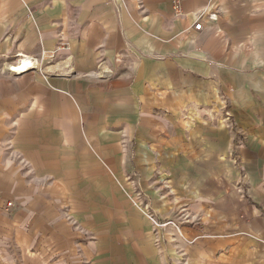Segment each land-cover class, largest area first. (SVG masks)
Masks as SVG:
<instances>
[{"label": "crops", "instance_id": "obj_1", "mask_svg": "<svg viewBox=\"0 0 264 264\" xmlns=\"http://www.w3.org/2000/svg\"><path fill=\"white\" fill-rule=\"evenodd\" d=\"M181 11L0 0V64L30 65L0 67V264H264V0ZM60 34L67 48L32 69ZM223 100L235 127L207 121ZM133 144L150 206L179 226L166 245L113 181Z\"/></svg>", "mask_w": 264, "mask_h": 264}, {"label": "rangeland", "instance_id": "obj_2", "mask_svg": "<svg viewBox=\"0 0 264 264\" xmlns=\"http://www.w3.org/2000/svg\"><path fill=\"white\" fill-rule=\"evenodd\" d=\"M21 58V56H17L14 57L12 59L9 60V62L3 67V65L0 64V67H3V75H5L6 72H22V71H11V70H7L8 66H15L18 64L19 59ZM38 64L34 65V67L32 69H35L38 72H42L45 69V64L43 63L41 65V67L37 66ZM36 66V67H35ZM30 69V68H28ZM26 69V70H28ZM46 70V69H45ZM221 111H217L218 113H216L218 115V117L216 118L214 115L210 114V113H206V117H207V121H210L212 123H215L216 121L222 123L224 126H228V127H235V120H234V116L233 113L230 111L229 109V104L228 101L223 100L222 102V106H221ZM201 114H197L196 118H201L200 117ZM204 115V114H203ZM204 115V116H205ZM180 117L183 120H195L193 117H190L188 115L185 114H180ZM204 118V117H203ZM206 119V118H205ZM238 132L236 136L241 137L240 134V130L236 129ZM239 139V138H236ZM235 148V147H233ZM235 151H232V156L235 158L234 155ZM134 153H135V144L133 145H129L127 146V173L125 174L124 178H113L114 183L116 184V187L118 186V189H120L121 193L124 194L126 200H127V211H131L134 210V212H138L139 214H141L142 216H144L149 223L151 224V228L150 230L153 231L152 233H154L155 236L158 237V239H153L154 243H158V241L160 240V244L163 242L164 245H166V243L172 242L171 238H169L168 240V227L169 226H173V224L169 223V220H173L175 221L176 218L175 217H161L158 213H156V210H154L150 204V196L148 193H146L144 187L142 186V178L140 176V172H138V169L136 170V165H135V161H134ZM236 165H238L239 169H240V173L243 176V171H244V167L242 164H240L239 162H236ZM169 174L166 176V174H163V176L161 177L160 175H158L157 177H155V179H157V182H154L155 184L160 185V187L162 186V188H166L167 190H169L168 185H169V180H168ZM147 181L151 184V182L154 181V178H147ZM153 183V184H154ZM236 189L237 191L240 193V195H246V186H245V178H242L239 180V182H237L236 184ZM152 212L154 214V217L158 220L159 225H155V223L153 221H151L148 218V213ZM185 212V211H184ZM185 220H190L192 219V223L197 222L198 220V216H196L195 218L193 217V215H184ZM188 217V218H187ZM187 218V219H186ZM168 224L162 225L161 223L167 222ZM160 229L159 233L158 230ZM175 230V228H174ZM79 231L82 232L83 234H86V232L81 229L79 227ZM177 232V230H175V233ZM170 237V235H169ZM160 244L158 246H160Z\"/></svg>", "mask_w": 264, "mask_h": 264}, {"label": "built area", "instance_id": "obj_3", "mask_svg": "<svg viewBox=\"0 0 264 264\" xmlns=\"http://www.w3.org/2000/svg\"><path fill=\"white\" fill-rule=\"evenodd\" d=\"M171 3H172V11L174 14L176 15H179L182 13L181 11V0H171ZM193 27L195 29H201L202 27V23L201 21H195L194 24H193ZM68 46V42L65 40V38L60 34L59 36V42L56 46V48L50 52H48V54H45V52L42 53L41 57H40V60L38 61V59H34L36 61V64H38L37 66L38 67H41L42 63H43V58H44V55L45 57H47L48 59H53L57 54H59L62 50H64L65 48H67ZM22 56V55H20ZM35 64V65H36ZM34 67V66H33ZM32 67V68H33ZM36 67V66H35ZM15 72H6L5 75L7 76H10V75H13ZM12 204L11 201H7L6 202V205L7 206H10ZM6 209V208H5ZM7 210V209H6ZM148 218L153 221L155 223V225H159L158 223V220L154 217V214L152 212H149L148 213ZM169 223L173 224V227L175 228V230H177V232H179V226L178 224L173 221V220H169ZM162 225H165V224H168V221L167 222H164V223H161Z\"/></svg>", "mask_w": 264, "mask_h": 264}, {"label": "bare ground", "instance_id": "obj_4", "mask_svg": "<svg viewBox=\"0 0 264 264\" xmlns=\"http://www.w3.org/2000/svg\"><path fill=\"white\" fill-rule=\"evenodd\" d=\"M27 67H30V65L28 64V62H25V59L22 57V59L17 65L8 66V70L14 71L16 68L22 69V68H27Z\"/></svg>", "mask_w": 264, "mask_h": 264}]
</instances>
